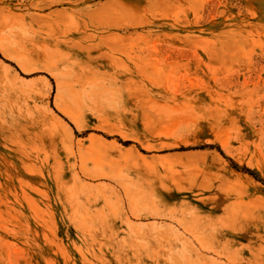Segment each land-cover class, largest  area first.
I'll return each instance as SVG.
<instances>
[{"label":"rangeland","instance_id":"rangeland-1","mask_svg":"<svg viewBox=\"0 0 264 264\" xmlns=\"http://www.w3.org/2000/svg\"><path fill=\"white\" fill-rule=\"evenodd\" d=\"M0 264H264V0H0Z\"/></svg>","mask_w":264,"mask_h":264},{"label":"trees","instance_id":"trees-1","mask_svg":"<svg viewBox=\"0 0 264 264\" xmlns=\"http://www.w3.org/2000/svg\"><path fill=\"white\" fill-rule=\"evenodd\" d=\"M246 170H247L249 173L255 175V173H254L252 170H250V169H246Z\"/></svg>","mask_w":264,"mask_h":264}]
</instances>
